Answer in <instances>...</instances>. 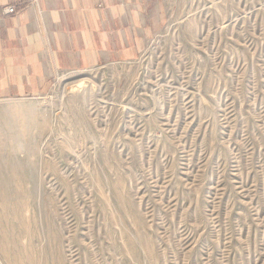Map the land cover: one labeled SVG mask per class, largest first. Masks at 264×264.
I'll return each instance as SVG.
<instances>
[{"label": "rangeland", "instance_id": "1", "mask_svg": "<svg viewBox=\"0 0 264 264\" xmlns=\"http://www.w3.org/2000/svg\"><path fill=\"white\" fill-rule=\"evenodd\" d=\"M129 60L0 98V264H264V0H161Z\"/></svg>", "mask_w": 264, "mask_h": 264}, {"label": "crops", "instance_id": "2", "mask_svg": "<svg viewBox=\"0 0 264 264\" xmlns=\"http://www.w3.org/2000/svg\"><path fill=\"white\" fill-rule=\"evenodd\" d=\"M0 98L45 92L53 77L138 57L162 22L161 0H28L4 14Z\"/></svg>", "mask_w": 264, "mask_h": 264}, {"label": "built area", "instance_id": "3", "mask_svg": "<svg viewBox=\"0 0 264 264\" xmlns=\"http://www.w3.org/2000/svg\"><path fill=\"white\" fill-rule=\"evenodd\" d=\"M28 0H12V2L3 6L2 11L4 14H10L18 10L19 5L23 4Z\"/></svg>", "mask_w": 264, "mask_h": 264}]
</instances>
